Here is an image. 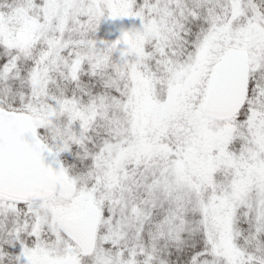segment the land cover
Segmentation results:
<instances>
[{
  "label": "snow or ice",
  "instance_id": "1",
  "mask_svg": "<svg viewBox=\"0 0 264 264\" xmlns=\"http://www.w3.org/2000/svg\"><path fill=\"white\" fill-rule=\"evenodd\" d=\"M0 264H264V0H0Z\"/></svg>",
  "mask_w": 264,
  "mask_h": 264
}]
</instances>
